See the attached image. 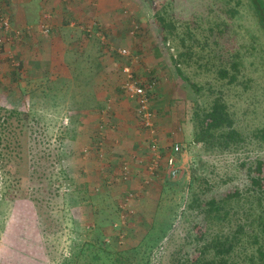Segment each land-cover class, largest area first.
<instances>
[{"label": "rangeland", "instance_id": "1", "mask_svg": "<svg viewBox=\"0 0 264 264\" xmlns=\"http://www.w3.org/2000/svg\"><path fill=\"white\" fill-rule=\"evenodd\" d=\"M91 4L103 7L105 15L114 10L117 16L111 22L123 26L120 40L148 45L150 51H144L152 63L145 65V53L127 48H120L126 55L119 54L109 44L113 36L92 17L66 18L86 44L69 47L66 65L56 64L59 71L49 69V57L43 59L45 49L39 46L25 64L12 51L15 44L0 45V108L20 113L9 120L8 131L2 129L7 124L0 114V264H178L194 256L204 230L185 210L194 178V188L206 198L245 194L252 190L254 176H260L264 187V141L255 135L264 128V38L250 12L243 8L235 14L234 0ZM157 11L177 25L168 41ZM185 34L192 35L196 52L189 60L180 55ZM131 58L147 69L142 78L155 82L156 117V104L170 110V131L156 167L149 169L148 134L136 150L145 167L144 175L135 174V183L131 173L127 181L121 176L125 160L112 164L106 153L103 128L113 115L95 98L100 92L108 94L112 82L117 99L122 95L129 100L122 83L124 68L135 73ZM173 60L183 76L203 88L199 95L180 79ZM232 62L239 71L237 82L229 85L217 71L231 70ZM216 95L226 102L246 140L228 151L205 149L193 140L196 104L207 106ZM175 146L178 152H173ZM170 152L175 176L165 163ZM127 194L132 198L125 209Z\"/></svg>", "mask_w": 264, "mask_h": 264}, {"label": "trees", "instance_id": "2", "mask_svg": "<svg viewBox=\"0 0 264 264\" xmlns=\"http://www.w3.org/2000/svg\"><path fill=\"white\" fill-rule=\"evenodd\" d=\"M234 2L238 8H233L234 13L246 8L264 38V0H234ZM155 15L164 38L168 41L166 36L173 35L177 25L173 19L163 14V11L160 13L157 11ZM190 40H192L190 34L181 37V45L185 51L180 55L187 60L196 55L194 44ZM186 41L189 43L187 44ZM173 62L180 79L189 85L195 95H199L203 88L183 76L179 68L180 64L175 60ZM229 66L231 70L226 67L219 68L217 73L220 80H226L232 85L237 82L239 70L235 62ZM1 113L7 124L2 129L8 131L9 120L19 116L20 113L0 108ZM192 123L193 140L205 149L228 151L241 146L246 141L235 127L226 102L219 95L213 96L207 106L196 104ZM255 135L260 141H264V128L256 130ZM17 145L21 150V143ZM255 169L260 170L259 164ZM196 180L193 179L185 210L188 215H194L199 220L204 230L202 237H199L200 240H196L197 249L194 256L178 264H264V187L260 176L252 177L250 183L252 190L249 192L231 193L222 198L202 196L194 188Z\"/></svg>", "mask_w": 264, "mask_h": 264}, {"label": "crops", "instance_id": "3", "mask_svg": "<svg viewBox=\"0 0 264 264\" xmlns=\"http://www.w3.org/2000/svg\"><path fill=\"white\" fill-rule=\"evenodd\" d=\"M0 1L2 2L3 7L7 9L11 15L12 28L16 31L21 32V35H19V37L12 38V40L8 44H15V47L12 51L14 53H16L17 51V54L23 58V62L25 64H29L30 60L28 59V57L31 53V50L39 46L45 49V54L43 53V59L45 60L47 56L49 57V69H55L56 71H59L56 67V64L58 63L62 65L63 63V65H66L64 58L65 54L67 53V49H69V47L73 48L75 44H86V42L78 38L76 30L77 27L76 29L74 28V23H68L69 20H67L66 18H75L79 21H85L89 17H92L99 20L102 24H104L106 32L113 36L114 43H108L114 44L116 49L127 48L133 51V54L145 53L146 56H148L147 53L149 52L144 50L151 49L148 45L146 46L145 44H143L142 46L141 44H125V41L120 40V38L122 37L121 35L117 34L121 33L120 29H122L123 26L117 27L111 22L112 20H114L117 14L114 10H109L110 12H107V14L105 15L104 8L98 4L95 8L91 7V2L96 0ZM97 2H100V0H97ZM110 9H113L112 6ZM45 14L50 15V33L47 35L40 32L39 29ZM109 14H112L114 17L105 19L107 18V16H112ZM115 36H118V38H116ZM126 42L128 43V41ZM58 50H60L59 56ZM154 50L156 51V47L154 48ZM154 50L153 52H155ZM1 56L2 54L0 53V58ZM146 56L141 60L145 63V65L150 66V64L152 63V57ZM131 59L133 70L135 72L134 74L138 77H142V72L147 69L141 68L142 64H139V62L136 61L137 58ZM106 64H110L109 60L108 62H106ZM64 68L67 69L66 66H64ZM58 77L66 76L60 75ZM109 84L110 88L108 89L110 90H108V94L106 92H100L95 96V98L99 100V105L102 104L106 106L107 109H110L109 111L113 115L111 120H107L103 128L104 130L102 136H104L105 139L104 144L106 147V153L109 156L111 163L117 162L118 164V161L125 160L123 163L128 164L131 176L133 178V181H131V183H135V181L138 179L135 174L140 172L141 175H144V171L141 170V168L145 167L143 166L142 162L143 158L140 155L136 156V150L143 147V141L146 138L147 133L145 131V133L143 134V132L140 130L141 126L137 121L138 118L136 116V110H134L133 102L131 100H127L122 95H120L122 97V100L119 101L111 90L113 83L109 82ZM151 103L153 106V99ZM162 104L160 107V104H156V106H158L159 116H157L155 119L157 135L156 137L158 138V142L160 141V146L161 144L164 146V137L166 133L170 131V128H167L168 125L166 124V121L169 122V120H166L167 117H169V115H166V113L169 114L170 110L167 106H164V104ZM101 112L104 113L103 111ZM115 170H117V168Z\"/></svg>", "mask_w": 264, "mask_h": 264}, {"label": "built area", "instance_id": "4", "mask_svg": "<svg viewBox=\"0 0 264 264\" xmlns=\"http://www.w3.org/2000/svg\"><path fill=\"white\" fill-rule=\"evenodd\" d=\"M42 23L40 24V29L43 34L50 33V15L45 14ZM21 35L20 31H16L12 28L11 18L3 7L0 1V45L8 44L14 37H19ZM121 55H126L127 51L124 49L118 50ZM125 73V80L122 83V89L135 105L136 116L139 120L140 126L148 134V149L151 157V164L149 169L156 167L157 161L161 155V147L157 140L156 135V112L152 108V97L153 89L155 87V82L152 80H145L142 77L136 76L130 68L126 67L123 69ZM178 146L173 148V152H178ZM166 167L168 168L169 175L175 176L177 173L176 161L172 156L171 152L165 157ZM121 176L124 181H127L130 176V169L128 164H124L121 168ZM132 198L131 194H127L124 199L123 208L128 209V203Z\"/></svg>", "mask_w": 264, "mask_h": 264}]
</instances>
